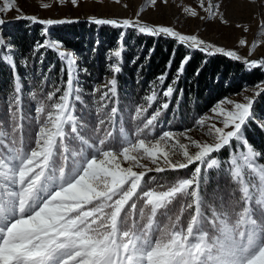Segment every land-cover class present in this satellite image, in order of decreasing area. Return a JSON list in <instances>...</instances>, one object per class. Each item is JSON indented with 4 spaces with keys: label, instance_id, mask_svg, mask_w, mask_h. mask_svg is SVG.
<instances>
[{
    "label": "snow or ice",
    "instance_id": "6c2138e0",
    "mask_svg": "<svg viewBox=\"0 0 264 264\" xmlns=\"http://www.w3.org/2000/svg\"><path fill=\"white\" fill-rule=\"evenodd\" d=\"M70 2L78 5V0ZM149 2L155 5L157 0ZM161 2L167 4V0ZM59 3L63 5L65 0ZM199 6L208 13V19L219 15L227 23L219 5L211 0L207 8L205 0H199ZM11 10L22 11L16 0H2L0 63L13 73L14 85L6 99L7 121L0 120V264H264V163L260 162L264 150L246 136L252 124L264 131V109L257 112L254 106L264 89L244 103L225 98L212 108L220 126L207 125L205 134L213 138L211 143L194 139L190 128L157 134L159 118L168 110L192 58L186 54L181 59L171 82L163 88L174 50L167 70L150 84L147 106L134 108V129L129 131L124 115L128 106L121 109L118 98V75L123 66L120 58L125 50L121 32L120 47L108 53L109 60L116 58V63L110 64L113 75L105 84L94 85L90 94L94 107L89 111L96 123H86L82 114H77L76 105L88 107L80 75L90 73L81 67L83 61H78L73 51L47 38L49 26L74 21L18 15L17 20L44 26L45 38L25 53L2 34V27L8 23L3 14ZM184 11L197 16L190 7ZM89 22L171 38L190 52L223 54L243 61L249 71L264 69V59L249 62L236 51L206 43L197 35L181 34L173 27L152 26L139 19L90 17ZM96 43L99 45V40ZM245 44V39L239 40L240 46ZM48 50L61 64L60 84L52 75L55 62L43 71ZM37 54L35 77L42 78H33L30 84L40 94L49 81L53 88L42 98L35 90L22 93L17 74L19 64L26 69V78L32 77L30 61ZM157 81L167 102L146 115L158 99ZM57 93H61L58 98ZM24 95L37 104L35 117L24 114ZM225 104L233 105L232 109ZM205 126V117L193 125L201 130ZM225 148L230 149V161L219 155ZM124 162L127 166H122ZM180 170H184L183 176ZM169 171L176 173V178L166 183L158 182L155 176L146 178L148 173ZM213 173L230 181L227 197L218 191L209 197L206 189Z\"/></svg>",
    "mask_w": 264,
    "mask_h": 264
},
{
    "label": "trees",
    "instance_id": "16d2710c",
    "mask_svg": "<svg viewBox=\"0 0 264 264\" xmlns=\"http://www.w3.org/2000/svg\"><path fill=\"white\" fill-rule=\"evenodd\" d=\"M28 23V24H27ZM42 25L30 23L29 21L14 22L9 26H5L3 30L4 35L11 37L14 44L19 45L24 52L28 51L29 47L34 45V37H31L29 33H33L34 36L39 35L43 31ZM49 26V32L54 36L57 41H60L68 48H71L82 57L86 58L84 65L88 69V73L96 76V81H101L103 73H105V67L107 64L106 57L104 55V46L100 44V47L92 52L90 45L92 41H86L87 35H83L85 31V21L78 24H65ZM97 32L101 37H107V45L113 46L117 39L120 37L121 32L126 34V41L133 39L135 45L140 48V53L135 54L131 48L126 49L122 55V72L118 75V98L119 107L125 109V119L127 121L125 127L129 131H133L134 123L131 120V116L134 114V108L143 101V95L150 87L156 78L167 70V64L169 59L173 58V52L175 50V56L172 60V68L169 70L168 80L165 81L163 88H166L168 83L171 82L172 77L175 74V70L178 67L181 59L186 55H191V60L186 66L184 75L180 78L176 85V92L170 100L168 110L164 111L159 118L163 121L170 122V128L184 129L194 125L196 119H198L205 111H207L212 104L226 95L237 93L245 84H255L264 78V69L257 67L253 70H246V65L243 61L237 62L233 59L226 57L223 54L206 55L199 50L190 52L183 45L178 44L177 41L171 38L152 37L149 35L139 34L133 29L116 28L110 25L98 26ZM93 26L90 27V32L93 31ZM89 32V31H88ZM51 51V50H50ZM53 55L54 52L51 51ZM56 56V55H55ZM56 59H58L56 57ZM131 60L129 66L128 63ZM57 68V69H56ZM61 64L55 66V71L60 73ZM199 69V74L197 70ZM138 70V72H136ZM17 74L21 77L22 93L26 94L29 91H37L38 96L42 98V95L46 94L49 90V84L44 86V94L39 93V89H34L32 85L24 86V78L22 76V69L18 65ZM90 74L80 75L81 85L84 89L83 99L90 106L93 101V97L90 95L93 82L90 81ZM59 77V76H58ZM59 84H60V79ZM67 80V73L64 74V81ZM156 88H158L157 102L149 109L148 115L155 111L157 105L163 102H167L166 98L162 96V88L156 82ZM14 85V76L9 68L5 67L3 63H0V120L7 121L8 105L6 102L9 94V89ZM63 90V89H62ZM180 90H183L182 93ZM61 93H57V98ZM100 93L96 94L98 98ZM115 98H113V101ZM37 106L35 102L30 101L26 95L23 98V112L25 115L34 116V109ZM93 108L92 106L89 108ZM77 114H82L84 122H91L93 125L96 123L94 114H90L88 108L77 103ZM257 112L264 109V99L261 98L257 102ZM251 128L247 130V139L255 145L257 148L264 150V131H261L257 126L251 125ZM159 127L157 133H159ZM230 149L225 148L219 153L220 157L226 158L227 155L223 154ZM261 163H264V159H261ZM180 176L184 175V170H180ZM155 176L160 183H166L176 178V173L171 171L162 174L148 173L146 178ZM213 179L207 186V193L209 197L214 192L227 197L230 190V181L227 179L215 177L213 173ZM211 202V200H210Z\"/></svg>",
    "mask_w": 264,
    "mask_h": 264
},
{
    "label": "rangeland",
    "instance_id": "374dc122",
    "mask_svg": "<svg viewBox=\"0 0 264 264\" xmlns=\"http://www.w3.org/2000/svg\"><path fill=\"white\" fill-rule=\"evenodd\" d=\"M208 2L209 0H205V8H207ZM211 2L213 4L219 5V12L223 13V20L227 21L226 24L222 22V20L219 18V15L208 19V13L204 10V8L199 6V0H167V4L162 3L161 0H157L155 5H152L149 0H78L77 6H73L70 0H65L63 5L59 3V0H16V6H18V8L22 11L18 12L16 10H11L3 14V19L8 21V23L2 27V34L3 30L6 29L4 28L5 26H9L14 22L27 21L23 19H16V17L21 14L29 16L34 15L38 20L50 18L57 20H71L74 22L65 24L74 25L85 21V31L87 32L83 33V35H87L86 41L91 39L90 41H92V44L90 45V48L92 52L93 49H98L100 44L103 45L105 48L103 50L104 55L107 60L105 73H103V78L101 81H96V76L90 74V81L92 80L93 86L103 85L107 82V79L112 77L113 73L110 71V64L116 63V58L109 60L108 53L114 52L117 48H119L120 42L118 38L113 46H108L106 43L108 41L107 37H101V35L97 32V27L99 25L89 22L90 17L117 20L139 19L141 22L148 23L152 26H169L173 27L181 34L197 35L198 38L203 39L206 43L223 47L226 51H236L238 55L244 59H247L249 62L252 60L264 59V30L261 29V24L264 22V0H255V3H251L249 0H211ZM45 4L48 5L47 8L44 7ZM0 5H2V0H0ZM142 6H144V10L141 12L140 9ZM187 7L195 9L197 16L192 17L189 13H185L184 9ZM202 17L204 19H202ZM35 24L40 25L38 23ZM237 25H239V27ZM92 26L94 30L90 32V27ZM123 31L125 32V29ZM126 34L127 33L124 34L123 40L124 49L126 50L131 48L136 55L139 54L141 47H137L133 39H128L126 41ZM29 35L35 38L33 40L34 44L37 41L42 42V40L45 38L42 33L36 35V37L33 33H29ZM3 36L6 40L11 39V37L8 35L3 34ZM47 38H54V36L49 32ZM240 39L246 40V44L244 46L239 45ZM97 40L100 42L99 45L96 43ZM254 42H256V47L253 49L252 45ZM63 48L65 50L73 51L76 54L78 61H83L81 67H86L84 65L86 58H82L77 53V51L68 48L65 45H63ZM25 53H27V51ZM56 57L57 56L53 55L50 50L47 51L42 66L44 72H47L49 65L53 62H55V66H58V63L60 62L58 59H56ZM120 59L123 60L122 57ZM38 60L39 54H37V57L34 61H30L33 65L30 70L33 74L32 77L26 78V69L23 66H20L22 69V76L25 81L23 85H27L28 90L31 89H29V86L31 85V79L35 78L38 81L40 78H42L35 77L36 69L39 67L37 63ZM132 61L133 60L128 63L129 66L131 65ZM136 72H138V70ZM52 75L56 77V84H59V73L55 71V68L53 69ZM48 84V90L52 91V82L49 81ZM261 89H264V78L255 84H245L237 93L229 94L219 99L200 116L206 118L205 128L201 130L198 127H187L192 129L189 135L198 141L209 143L213 142V138L205 134L207 125L216 123L218 126H220V118H218L216 114L211 111L212 108L225 98L234 102L244 103L247 101V98H255V93ZM146 90L147 91L143 95V101L139 103L144 104L145 106H147L145 98L147 95L151 94L152 88L149 87ZM156 91H158V88H156ZM261 98L264 99V93H261V95L255 99L260 100ZM87 106L88 109L91 106L94 107L92 102L90 106L88 104ZM158 106L159 105H157V107ZM224 106L229 110H231L233 107V105L230 104H225ZM254 106L256 108L257 103H255ZM253 126H256V124H253ZM158 127L159 130H171L174 132H180L185 129L170 128L169 122L163 121V119L159 120ZM251 129L254 130V128ZM223 154L227 155L226 158H228L230 161V151H225ZM145 162L147 163V161ZM122 166H127V162H124ZM149 166L151 165L149 164Z\"/></svg>",
    "mask_w": 264,
    "mask_h": 264
}]
</instances>
